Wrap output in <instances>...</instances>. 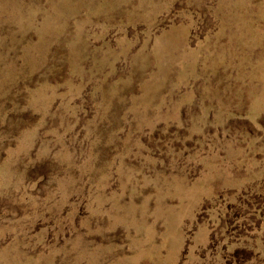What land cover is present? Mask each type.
I'll return each mask as SVG.
<instances>
[{"label":"rangeland","instance_id":"374dc122","mask_svg":"<svg viewBox=\"0 0 264 264\" xmlns=\"http://www.w3.org/2000/svg\"><path fill=\"white\" fill-rule=\"evenodd\" d=\"M0 264H264V0H0Z\"/></svg>","mask_w":264,"mask_h":264}]
</instances>
